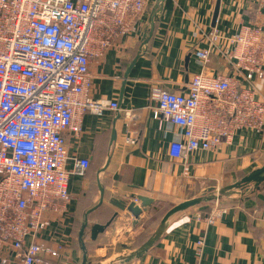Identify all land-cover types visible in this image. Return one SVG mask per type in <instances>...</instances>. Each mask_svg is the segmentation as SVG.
Wrapping results in <instances>:
<instances>
[{
    "label": "crops",
    "instance_id": "obj_1",
    "mask_svg": "<svg viewBox=\"0 0 264 264\" xmlns=\"http://www.w3.org/2000/svg\"><path fill=\"white\" fill-rule=\"evenodd\" d=\"M217 2L153 0L134 32L91 59L90 96L118 101L120 110L87 112L82 130L65 134L73 198L68 213L54 216L39 241L64 244L69 264H84L85 256L88 264H108L127 255L147 241L173 206L204 194L218 195L217 188L264 165V131L247 129L216 152L197 150L185 160L173 159L170 147L177 129L161 127L150 100L156 87L185 91L201 71L235 74L226 57L228 43L220 39L214 44L210 35L214 28L231 36L244 22L264 24V0H221L214 20ZM197 49H210L206 66L198 60ZM258 86L264 92V83ZM129 135L135 140L129 141ZM75 159H88L90 167L82 172ZM139 196L150 198L151 204L136 223L127 209L112 202L128 203ZM218 203L225 211L207 223ZM109 222L92 237L95 224ZM121 264H264V182L258 189L216 197L175 214L148 251Z\"/></svg>",
    "mask_w": 264,
    "mask_h": 264
},
{
    "label": "built area",
    "instance_id": "obj_2",
    "mask_svg": "<svg viewBox=\"0 0 264 264\" xmlns=\"http://www.w3.org/2000/svg\"><path fill=\"white\" fill-rule=\"evenodd\" d=\"M152 1L0 0V264H69L64 244L39 241L73 198L65 134L79 133L87 112L120 110L118 101L90 96L91 59L134 32ZM210 39L228 43L234 75L201 71L185 91L150 95L161 127L177 129L173 159L216 152L245 129L264 131V24L244 22L231 36L214 28ZM210 53L195 51L203 66ZM224 211L216 204L206 222Z\"/></svg>",
    "mask_w": 264,
    "mask_h": 264
},
{
    "label": "water",
    "instance_id": "obj_3",
    "mask_svg": "<svg viewBox=\"0 0 264 264\" xmlns=\"http://www.w3.org/2000/svg\"><path fill=\"white\" fill-rule=\"evenodd\" d=\"M220 1L218 0L217 6H216V11L214 15V20H216L218 16V11L220 8ZM154 29V24H152L151 28V33L150 36L152 35ZM264 182V165L248 175L244 176L241 178L239 181L236 183H233L231 185H227L224 187H221L218 191V195L215 194H204L192 199H188L186 201H183L175 206H173L171 209H169L163 218L161 219L159 225L157 226L156 230L154 233L145 241L139 248L131 251L127 255H123L121 257H118L115 260H112L108 264H121V263H127L132 261L136 257H140L142 254H144L148 249H150L163 235L165 230L168 227V223L170 219L177 213L182 212L187 210L190 207L197 206L203 202L212 200L214 198H219L221 199L224 196H228L230 194H233L235 192H238L240 194H243L245 190L249 189H258L260 185ZM236 190V191H235ZM135 199L132 201H129L128 203L124 200H113L112 202L118 206L121 209H127L134 217H135V223L140 220L141 214L143 213L144 210H146V207L151 204V199L145 196H139V197H134ZM141 201V204H137V201ZM103 202V194L101 197L100 203ZM99 203V204H100ZM110 224V222L107 225H101V224H95L92 228V237L95 238L98 232L104 231L106 227ZM88 225V220L85 221V223L82 226V231H81V237L84 234V230ZM84 264H88V259L85 256L84 257Z\"/></svg>",
    "mask_w": 264,
    "mask_h": 264
},
{
    "label": "trees",
    "instance_id": "obj_4",
    "mask_svg": "<svg viewBox=\"0 0 264 264\" xmlns=\"http://www.w3.org/2000/svg\"><path fill=\"white\" fill-rule=\"evenodd\" d=\"M112 218L114 219L115 217H112ZM113 219L111 221H113Z\"/></svg>",
    "mask_w": 264,
    "mask_h": 264
}]
</instances>
